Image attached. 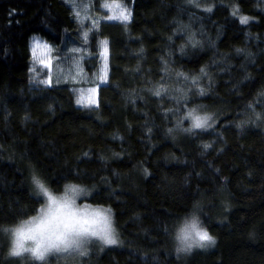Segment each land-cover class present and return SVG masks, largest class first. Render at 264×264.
<instances>
[{"label":"trees","instance_id":"16d2710c","mask_svg":"<svg viewBox=\"0 0 264 264\" xmlns=\"http://www.w3.org/2000/svg\"><path fill=\"white\" fill-rule=\"evenodd\" d=\"M109 3L130 20L108 21ZM34 36L56 79L92 77L106 42L97 106L35 80ZM33 169L57 192L93 187L85 202L111 207L119 236L47 264H264V0H0V226L38 208ZM194 202L217 243L177 257L168 233ZM6 249L0 235V264H20Z\"/></svg>","mask_w":264,"mask_h":264},{"label":"clouds","instance_id":"9594fccd","mask_svg":"<svg viewBox=\"0 0 264 264\" xmlns=\"http://www.w3.org/2000/svg\"><path fill=\"white\" fill-rule=\"evenodd\" d=\"M29 184L40 204L34 213L0 226V235L7 238V259L20 264H47L54 254L78 259L88 255L90 244L103 248L110 245L109 240L118 243L114 210L106 205L90 209L81 206L82 200L91 198L93 187L66 181L57 192L34 169L30 171ZM202 211L194 202L171 226L168 235L177 257H190L215 247L216 237L209 231Z\"/></svg>","mask_w":264,"mask_h":264},{"label":"rangeland","instance_id":"374dc122","mask_svg":"<svg viewBox=\"0 0 264 264\" xmlns=\"http://www.w3.org/2000/svg\"><path fill=\"white\" fill-rule=\"evenodd\" d=\"M104 10L109 13V17H112V19H109L108 17L107 18L108 21L109 20L125 21L121 13H124L125 15L130 14L128 20H130L131 18V11L125 8L120 3H109L106 5V7H104ZM105 47L107 48V45L103 43L101 49L102 52L101 65L97 68V70L94 64L93 66H90V69L92 71V77H90L89 79L85 77L84 73L81 71L80 66H75L73 72L70 74L71 77L56 79V77L54 76V71L56 70V68H54L55 58L53 56L54 52L52 48L48 44H46L42 39L34 36V38H32L31 41V52L33 55V71L35 72L34 78L35 80L41 83L51 85L54 76L57 81L62 82L64 84L67 83L75 88V92L77 93V98H78L77 103L79 106H97L99 101L100 86L106 84L108 80V49L105 53L104 51ZM78 56L81 57V53L79 50L76 51L75 56L72 55L68 56L69 59L76 57L75 60L73 59L74 61L73 60L71 61L67 58H65L64 60L59 59L58 61H66L68 63L69 62L74 63L77 62ZM92 60L94 61L93 58ZM72 68H73V64H72ZM57 69H59L60 74L69 75L67 69L64 70L60 68ZM45 76L47 77L45 78ZM194 116H199L202 118L204 117L203 115L197 112H193L191 113V115L188 114V120L191 126L194 123L193 120ZM188 120L186 122H188ZM85 200H82L80 202L81 206L90 209L93 205L85 202ZM117 244H119V236H118ZM117 244L109 245V246H116ZM93 245L97 246L95 243H93L89 245V248L92 247ZM54 256H60L63 258L72 259V257L62 254H54Z\"/></svg>","mask_w":264,"mask_h":264},{"label":"snow or ice","instance_id":"6c2138e0","mask_svg":"<svg viewBox=\"0 0 264 264\" xmlns=\"http://www.w3.org/2000/svg\"><path fill=\"white\" fill-rule=\"evenodd\" d=\"M207 10L210 11L211 9H207ZM121 15H122L123 19L126 21V20H128L130 14L125 15L124 13H121ZM109 19H112V17H109ZM241 22L242 23H247V18L246 17L242 18ZM105 44H106V42H105ZM104 51L106 53V51H107V48L106 47H105V50ZM156 95H160V92L157 91L156 92ZM189 115H191V113H189ZM208 119H210V118H208V117H203L202 118V117H199V116H194L193 117L194 123H193L192 127L194 129L204 128L205 125H207ZM109 244L110 245H115V244H117V242L115 240H109Z\"/></svg>","mask_w":264,"mask_h":264}]
</instances>
